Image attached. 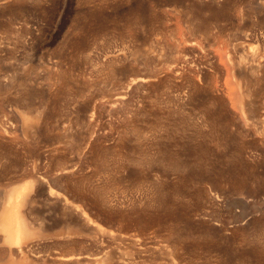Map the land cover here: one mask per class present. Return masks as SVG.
<instances>
[{
	"label": "rangeland",
	"instance_id": "rangeland-1",
	"mask_svg": "<svg viewBox=\"0 0 264 264\" xmlns=\"http://www.w3.org/2000/svg\"><path fill=\"white\" fill-rule=\"evenodd\" d=\"M0 1L2 204L27 185L41 232L65 221L63 197L52 195L61 165L72 172L58 182L91 205L90 218L104 216L101 225L129 218L133 229L147 224L151 236L178 238L201 261L264 264V63L255 75L239 69V90L251 88L243 115L226 69L259 49L264 7Z\"/></svg>",
	"mask_w": 264,
	"mask_h": 264
},
{
	"label": "bare ground",
	"instance_id": "bare-ground-1",
	"mask_svg": "<svg viewBox=\"0 0 264 264\" xmlns=\"http://www.w3.org/2000/svg\"><path fill=\"white\" fill-rule=\"evenodd\" d=\"M3 1H5V0H3ZM252 2L256 6V8L264 7V0H253ZM3 3L1 2V4H3ZM249 35H250V38H253V37H251V34H249ZM245 36L247 37V35H245ZM254 40L256 43H258L259 49H257V51H254V52H252V54H250V56H251V57L249 56L250 61H248L246 64L244 63L242 65L240 62L243 60H241L239 62L237 61L238 64L237 63L233 64V63L229 62L230 64L229 65L226 64V66H225V67H227V65L229 66L226 69H228L227 73H228V71L231 72V75L233 76V78H232L233 83H234V80L236 79V81H235L236 83H234L235 86L237 87L236 88L237 89L236 90V101H237V107H238L239 111H241L240 113H242V111L245 109V105L247 102L246 97L248 96V93H249L248 91L251 90V88L249 90L247 89V91H245L246 89L244 88L245 93L242 91L243 89L241 91L239 90V88L241 86L240 85L241 82H240V78H239L240 77L239 69L243 68V71H245V69H246L249 71V73H252L255 75L261 70V68H263L262 62L264 63V61H263L264 60V28L261 29V31L258 34L254 35ZM259 56L261 57V59L263 58V60L257 59ZM248 58H247V60H248ZM244 60H245V58H244ZM235 69H238L237 70L238 71V77L236 76L237 74L235 75V72L237 73V71H234ZM224 70H225V68H224ZM227 75H229V74H227ZM257 77L259 79V77H261V76H259V75L256 77L254 76V79H256ZM246 78L248 79V77H246ZM241 80L244 81L243 78ZM260 80L261 79H259V81ZM139 81H144V79L141 78V79H139ZM249 81H251L250 77H249ZM258 83L256 84V81H255V83H254L255 87H256V85L258 86ZM243 84H245V83L243 82ZM254 85H251V86H254ZM215 89H216V87H215ZM254 89H256V88H254ZM216 90H218V92H219L220 89H216ZM220 91L223 92L222 89ZM215 92H217V91H215ZM252 93H251V95L253 96ZM254 93H255V91H254ZM216 94L219 95L222 93L219 92ZM219 96L222 97L223 94L219 95ZM122 99H123V96L118 97V100L121 101ZM252 105L255 106L253 104V102H252ZM250 107H252L251 104L248 108H250ZM204 110L205 109H203L202 111H204ZM252 112L254 113V111H252ZM255 112H256V109H255ZM202 114H203V112H202ZM242 115H243V113H242ZM206 116H207V114H206ZM215 117L218 118L217 115ZM209 118H210V116H209ZM218 119H220V118H218ZM210 120H212V117ZM210 120H209V122H210ZM213 121L215 124L216 123L215 120H213ZM58 168H59L58 169L59 172L56 171V174L58 172V175L51 178V181H52L53 185H56L58 190H60V191L59 192L53 191L54 193L51 191V193H53L52 195H55L56 197H60V196L63 197V203H61L63 207L62 206H60V207L66 209V211H68L70 216H67V217L65 216L68 219H66L65 221L62 220V221H64V223H62V221L59 220V221L53 222L51 225H46V226L42 225L41 227L43 229L41 232L40 229L38 228L41 225L39 223L40 218L38 217V213L36 212V209L33 207V205H31L32 199H27V197H28V194L26 193V191L28 189L27 185L23 186L19 189H15V190L11 191L9 193V195L7 196L8 198L4 202V204H2L0 202V264H49L50 262L48 260L51 261V264H213V262H208L207 260L205 262L201 261L199 259L201 257H198L199 255H197V256L195 255L196 257H198L197 259L200 260V261L199 260L197 261L196 257L194 255L190 254L194 249L193 247H192L193 249L190 248L191 251L187 248L189 250L188 251L187 249H185L187 247V245L184 248L183 245H185V244H182L181 240H178V238L174 239L167 232L165 233V235H161V236H157V237L147 234L146 232H144V227L147 225L146 223H144V225L146 224L144 227L139 226L138 228L136 227V229H133L131 227L130 222L126 223L129 218L128 219L126 218L127 220L125 222H123L125 220V218H124V220H122L120 218L119 220L117 219L118 221L115 220L117 222L114 221V223H116V224H114L113 222L111 223L109 220V221H104L106 223H103V225H101L100 224L101 221H99V220L104 219L103 218L104 216L100 218V216H97L95 214V216L98 217L99 219H96V217H95V219L90 218L89 217L90 215L88 216V214H87V211H86L87 209L85 210V207L88 206V204L86 206H84V204H82L83 200H81V196L79 197L75 194H69L68 193L69 190L67 188L68 186L66 184H61L60 182H58V180L60 179L59 176H64L63 174H65L67 172H72V170L68 171L64 167H61V165ZM80 182L82 184V181H79V183ZM49 195H51V194H49ZM69 198H71V199H69ZM101 201L102 200H100L99 202H101ZM103 201H106V200L104 199ZM108 201H107L106 205H109V203L110 204L112 203V202H108ZM95 203H96V201H95ZM96 204L95 205L93 204L94 209L96 208L95 206H98ZM89 206L91 207V205H89ZM112 206H110V207H112ZM115 206H116V204H114V208L113 207L112 208L115 209ZM90 209L92 211V208H90ZM97 211H96V213H97ZM102 211L105 212L106 210L104 209ZM108 211H109V209H108ZM100 212L101 211L99 210V213ZM103 212H101V213H103ZM99 213H98V215H101ZM108 214H111V213H108ZM139 214L136 216L137 217L141 216ZM126 215H125V217H130V216H126ZM73 216H75V219H76L75 220L76 222H74V223H72L74 219L73 220L71 219V217H73ZM106 216H108V215H106ZM134 216L135 215L131 216V218L133 220H134V218H133ZM142 216H143V214H142ZM91 217H93V216H91ZM106 218H108V217H106ZM109 219H110V215H109ZM150 219H148L149 222L151 221ZM154 219H156V217ZM154 219H152L153 222H154ZM112 220H114V219H112ZM133 220H131V222ZM135 222H134V224H135ZM142 222H143V220H142ZM149 222H148V224H149ZM72 224L75 228L74 230H72V227H73V226L71 227ZM104 224L109 226V227H105ZM140 224H141V222H140ZM151 224H149V225L151 226ZM132 226H134V225H132ZM148 226H147V230H148ZM54 227H56V228L53 230ZM171 228H172V226H171ZM173 229H169L171 233H172L171 230H173ZM44 230H46V231L43 232ZM86 230H88L89 233H91V234H84L83 232H85ZM169 230H168V232H169ZM174 233L176 234L175 231H174ZM173 235L174 234L172 233V236ZM182 235H184V234H182ZM176 236H178V235H176ZM180 238H182V236ZM184 238L185 237H183V239ZM187 238H189V236ZM187 238H185V239H187ZM41 240H45V242L48 240L49 244L46 243L48 245L45 246L43 243L44 241H41ZM205 245H207V244H205ZM188 247H190V246H188ZM41 251L43 252V254L41 253ZM196 252H198V251H195V253L194 252L193 253L196 254ZM207 259H209V257ZM212 260H213V258H212ZM216 261H217V259H216ZM216 261H214V262H216ZM238 261H239V259H238Z\"/></svg>",
	"mask_w": 264,
	"mask_h": 264
}]
</instances>
